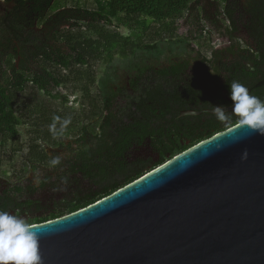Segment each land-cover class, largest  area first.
Returning a JSON list of instances; mask_svg holds the SVG:
<instances>
[{"label":"flooded vegetation","instance_id":"af4514ba","mask_svg":"<svg viewBox=\"0 0 264 264\" xmlns=\"http://www.w3.org/2000/svg\"><path fill=\"white\" fill-rule=\"evenodd\" d=\"M71 10L68 0H0V97L5 104L15 97L29 141L18 171L0 166V210L29 224L65 215L75 194L97 192L98 185L86 177L89 168L114 171L115 162L149 171L168 162L172 148L181 152L200 137L227 131L236 119L230 84L249 87L254 61L264 73V0H195L177 21L176 49L166 39L160 54L138 51L123 58L114 50L110 63L103 59L105 51L82 49L78 64L72 48L57 42L64 34H88L84 21L73 26ZM58 48L67 67L57 57L45 60ZM9 80L16 92L5 90ZM43 83L47 90L40 91ZM215 106L230 119L219 121L210 113ZM53 116L71 117L63 136L32 144L34 130L42 127L45 133ZM114 150L123 153L119 159ZM57 155L61 164L49 167ZM123 180L120 175L118 182Z\"/></svg>","mask_w":264,"mask_h":264},{"label":"water","instance_id":"95a60500","mask_svg":"<svg viewBox=\"0 0 264 264\" xmlns=\"http://www.w3.org/2000/svg\"><path fill=\"white\" fill-rule=\"evenodd\" d=\"M33 226L43 264H264V135L238 124Z\"/></svg>","mask_w":264,"mask_h":264},{"label":"trees","instance_id":"16d2710c","mask_svg":"<svg viewBox=\"0 0 264 264\" xmlns=\"http://www.w3.org/2000/svg\"><path fill=\"white\" fill-rule=\"evenodd\" d=\"M46 1L49 3L51 0ZM194 1L195 0H95L96 8L93 10L80 7L79 2H77V6L72 8V15L69 18L73 19V26L80 27L82 26L80 21H84L86 23L85 27L87 28L88 34L84 35V33H82V35L78 37H76V33H73V36L64 34L60 37L62 40L57 42L61 44V46L72 48L74 51L73 58L78 64L82 62V58L84 57V54H81L82 49H89L92 51V54L100 52L101 50L105 51V55L103 56L105 63H110L113 60L114 55L116 54V52H113L114 50L119 51L120 56L123 58H128L130 55H133L138 51H144L148 54H160V42L169 39L172 45H178V41L176 40L177 21L184 16L185 12L190 8ZM68 12L69 11L67 10L63 12L62 15H67ZM114 24L117 25L115 26ZM113 25L115 26L114 29L111 28ZM121 27L129 29L130 34L128 36L120 34L118 29ZM78 31L81 33V30ZM55 57L59 59V62L63 67L68 66L67 59L62 56L60 48H58L54 54L46 55L45 60L49 64ZM260 59L262 60L263 58L261 57ZM255 62L256 61L253 63V67L250 66V77L252 78L248 89L251 95L264 100V85L259 86L264 82V73L259 72V62H256L257 65ZM43 73L45 75L49 74L47 68L43 70ZM76 76L79 80L81 79L79 73L76 74ZM52 80H54L57 85L61 83L56 81V79ZM12 89L14 92L18 90L17 86H12V81L9 80L5 90L10 93ZM44 90H47V87L43 83L41 84L40 91ZM2 95L4 96V93L1 92L0 96ZM6 100L7 104L3 103L0 97V143L3 146L9 141H18L19 127L23 124V120L17 115L18 103L12 101L15 100V97H8ZM110 104L111 103L106 100V111L110 107ZM34 113L38 115V111H31L32 115H34ZM140 113H142L141 109ZM51 123L52 120L46 122L47 125H50ZM238 124V120L234 119L231 128ZM41 128L42 127H38L34 130L35 133L32 135V144L34 145H38L42 140L50 143L55 139L52 137L49 130L44 133V130ZM193 138L194 136H192V141ZM207 138L208 137H200V139L194 141L192 145L194 146ZM102 143H104V141ZM190 148L191 146L181 152L172 148L171 159ZM104 150L106 151L107 149L104 148ZM35 151H37V149H34L33 152L36 156L40 159H45L43 152ZM114 152L117 155L116 159H119L123 154L116 150H114ZM120 162L122 163V161ZM166 162L167 161H164V163ZM164 163L160 165H163ZM114 164V171L107 167L88 169V174L86 175L87 179L92 180L91 182H95L99 189L97 192H91L86 196L81 193L75 194L70 204H68L67 213L65 215L73 214L74 212H78L97 203L142 178L146 173L156 169L153 168L149 171H144V169L137 166V164L133 167H123L122 164L117 167V163L114 162ZM120 175L125 177V180L121 183L118 182ZM65 215L62 216L59 214L45 217L30 225L43 224L65 217Z\"/></svg>","mask_w":264,"mask_h":264},{"label":"clouds","instance_id":"9594fccd","mask_svg":"<svg viewBox=\"0 0 264 264\" xmlns=\"http://www.w3.org/2000/svg\"><path fill=\"white\" fill-rule=\"evenodd\" d=\"M229 98L232 113L239 125L246 126L253 133L264 135V100L251 95L248 87L238 81L230 84ZM213 112L221 122L230 119L221 106H215ZM70 123L71 117L62 119L60 116H53L49 132L53 138L62 137ZM246 158L245 150L241 159ZM60 164L59 155L51 157L49 167L55 168ZM36 229L25 218L0 210V264H43L40 235Z\"/></svg>","mask_w":264,"mask_h":264},{"label":"rangeland","instance_id":"374dc122","mask_svg":"<svg viewBox=\"0 0 264 264\" xmlns=\"http://www.w3.org/2000/svg\"><path fill=\"white\" fill-rule=\"evenodd\" d=\"M64 1L65 0H61L62 3H64ZM77 2H79L80 7H84L91 10L96 8L95 0H68L69 7L72 8L76 7ZM118 32L123 36H128L130 34V30L125 27L119 28ZM213 37L215 39H221V37H218V35H214ZM160 44H161L160 48H164V49L167 48V43L160 42ZM176 48L177 47L175 46V49ZM122 73L123 72H120V74ZM68 91L69 89H67L66 92L68 93ZM27 132H28L27 128L20 127L19 139L17 142L9 141L4 146L0 143V166H2L1 168L4 167L5 169L7 168L8 172H10L12 169L18 171L19 168H21L23 161L26 159V149L27 146L29 145V141L27 139V134H28Z\"/></svg>","mask_w":264,"mask_h":264}]
</instances>
